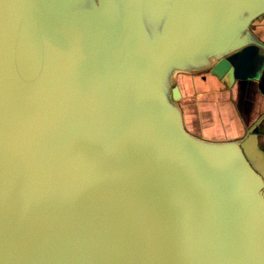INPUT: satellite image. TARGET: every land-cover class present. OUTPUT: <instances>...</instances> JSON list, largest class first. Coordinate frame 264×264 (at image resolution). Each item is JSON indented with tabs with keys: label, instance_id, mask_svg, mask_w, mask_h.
<instances>
[{
	"label": "water",
	"instance_id": "obj_1",
	"mask_svg": "<svg viewBox=\"0 0 264 264\" xmlns=\"http://www.w3.org/2000/svg\"><path fill=\"white\" fill-rule=\"evenodd\" d=\"M262 16L264 0H0V264H264L258 123L197 137L177 86L264 63L241 55L264 51Z\"/></svg>",
	"mask_w": 264,
	"mask_h": 264
},
{
	"label": "crops",
	"instance_id": "obj_2",
	"mask_svg": "<svg viewBox=\"0 0 264 264\" xmlns=\"http://www.w3.org/2000/svg\"><path fill=\"white\" fill-rule=\"evenodd\" d=\"M251 31L264 44V16L253 24ZM241 55L264 56V51L250 46ZM236 76L230 87L209 74L179 76L178 105L183 124L197 137L220 142L244 139L258 123L254 135L259 141V153L248 152L264 161V63Z\"/></svg>",
	"mask_w": 264,
	"mask_h": 264
},
{
	"label": "rangeland",
	"instance_id": "obj_3",
	"mask_svg": "<svg viewBox=\"0 0 264 264\" xmlns=\"http://www.w3.org/2000/svg\"><path fill=\"white\" fill-rule=\"evenodd\" d=\"M248 160H249V159H248ZM249 163H250V165L252 166V168H253L257 173L260 174L259 168L256 166V164H255L254 162H250V160H249ZM260 175H261V174H260Z\"/></svg>",
	"mask_w": 264,
	"mask_h": 264
}]
</instances>
